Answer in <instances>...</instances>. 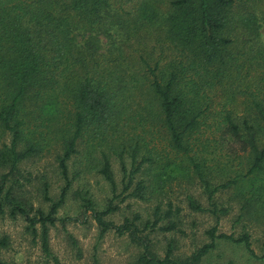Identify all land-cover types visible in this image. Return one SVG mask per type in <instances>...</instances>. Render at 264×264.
Instances as JSON below:
<instances>
[{"label":"trees","instance_id":"obj_1","mask_svg":"<svg viewBox=\"0 0 264 264\" xmlns=\"http://www.w3.org/2000/svg\"><path fill=\"white\" fill-rule=\"evenodd\" d=\"M49 152L63 185L49 197L43 183L44 210L8 181L20 162ZM72 157L78 167L69 176ZM114 161L122 198L154 202L141 227L137 214L119 224L105 219L118 208ZM4 168L0 212L19 215L53 264L49 226L84 223L87 213L99 237L112 230L141 248L136 264H198L217 240L258 257L243 229L217 232L229 208L215 194L232 192L235 222L264 225V0H0ZM81 171L106 180L112 197L99 209L80 192L82 218H57ZM173 181L198 183L206 205L188 192L185 204L214 217L208 240L182 259L171 256L170 239L162 257L149 247L151 232L180 231V208L165 196ZM7 244L1 235L0 248Z\"/></svg>","mask_w":264,"mask_h":264},{"label":"rangeland","instance_id":"obj_2","mask_svg":"<svg viewBox=\"0 0 264 264\" xmlns=\"http://www.w3.org/2000/svg\"><path fill=\"white\" fill-rule=\"evenodd\" d=\"M75 157L67 161L68 175L75 171L78 164ZM128 166L127 160H125ZM113 179L115 182L113 204L117 209L105 217L106 220L119 224L125 217L131 218L137 214L139 227L146 219L151 220V210L154 202L140 200L120 194L121 173L117 161L112 163ZM19 171L9 177V183L20 186L24 198L33 207H47V201L42 199L43 183L47 184L46 195L55 197L63 185V179L56 167L54 153L31 157L18 164ZM6 168L0 170L5 172ZM87 192L97 208L102 209L106 199L112 197L109 184L100 175L93 172L81 171L73 180L64 197L62 204L57 208V218L77 217L82 218L78 193ZM184 192H188L201 205L205 206V195L198 183L171 182L166 187L165 196L171 200V204L180 208L176 218V228L180 231L151 232L150 250L158 257H162L168 240H171V256L182 259L191 251L208 240L205 230L214 224V217L206 211L189 210L184 201ZM215 201L223 207H228V213L219 216L217 220V232L237 235L242 229L249 234L251 248L258 257L251 256L241 244L226 240H217L214 248L208 251L198 264H264V253L261 241L264 239V225L259 222H235L238 205L232 192L227 190L215 194ZM165 203V200H164ZM86 221L79 223L72 220L60 221L59 219L48 228V245L53 256L59 264H136V257L141 248L129 241L126 234L117 235L112 230H107L100 237L98 227L91 217L86 214ZM25 222L19 216H10L7 211L0 212V236L6 235L8 244L0 248V258L9 264H53L41 252L38 243L33 242L31 234L25 229ZM244 225V227L242 226ZM146 230L143 231L145 233Z\"/></svg>","mask_w":264,"mask_h":264}]
</instances>
